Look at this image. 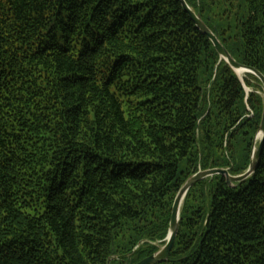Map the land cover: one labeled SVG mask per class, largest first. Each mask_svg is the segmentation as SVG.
Here are the masks:
<instances>
[{
    "label": "trees",
    "instance_id": "trees-1",
    "mask_svg": "<svg viewBox=\"0 0 264 264\" xmlns=\"http://www.w3.org/2000/svg\"><path fill=\"white\" fill-rule=\"evenodd\" d=\"M186 1L264 74V0ZM244 82L180 0H0V264L157 253L192 175L249 168L264 96ZM160 264H264V145L234 187L191 188Z\"/></svg>",
    "mask_w": 264,
    "mask_h": 264
},
{
    "label": "water",
    "instance_id": "water-1",
    "mask_svg": "<svg viewBox=\"0 0 264 264\" xmlns=\"http://www.w3.org/2000/svg\"><path fill=\"white\" fill-rule=\"evenodd\" d=\"M183 4V7L185 11L190 15L191 19L194 21L196 26L204 33L206 34L209 39L212 41V43L215 46V49L217 50L218 54L220 55L221 59H224L231 68L237 73V75L240 77L241 81H244L243 78L239 75V71H244L246 74H253L257 76L263 83L264 86V74L261 73L257 68L246 66L241 63H239L232 53L229 52V50L225 47V45L221 42L218 35L214 33L205 23V21L202 19V17L197 14L193 8L187 3L186 0H180ZM247 91L249 90L246 88ZM264 145V110L262 114V120L260 124V129L258 133L255 135L252 145V152H251V161L249 168L246 172L240 175H232L227 168H211L207 170H200L194 175H192L186 183L181 187L179 190L172 209V215L170 220V227H169V233L166 238V243L162 246V248L155 254L143 259L142 261L136 263V264H160L169 261V257L171 254V251L174 248L176 238L179 233L180 223H181V212L184 205V201L191 190V188L197 184L198 182L209 178L214 177L216 175H222L226 177L228 185L231 187H234L236 183L244 181L248 177L254 174L256 171L259 160L261 157L262 149ZM117 258V257H116ZM112 259L109 260V264H111Z\"/></svg>",
    "mask_w": 264,
    "mask_h": 264
},
{
    "label": "rangeland",
    "instance_id": "rangeland-1",
    "mask_svg": "<svg viewBox=\"0 0 264 264\" xmlns=\"http://www.w3.org/2000/svg\"><path fill=\"white\" fill-rule=\"evenodd\" d=\"M245 77H246V73H245V74L243 75V77H241V78H243V80H244ZM242 82H243L244 85H245V82H244V81H242ZM261 82H262V81H261ZM261 84H262V90H257V93L260 94V95H262V96H264V86H263V83H261ZM246 88H248L249 90L247 91ZM245 89H246V93H247V96H246V97H248V96H249V92L252 91V88L245 86ZM249 110H250V108H249ZM250 112H251V110H250Z\"/></svg>",
    "mask_w": 264,
    "mask_h": 264
},
{
    "label": "bare ground",
    "instance_id": "bare-ground-1",
    "mask_svg": "<svg viewBox=\"0 0 264 264\" xmlns=\"http://www.w3.org/2000/svg\"><path fill=\"white\" fill-rule=\"evenodd\" d=\"M245 74V72L244 71H239V75L241 76V77H243V75Z\"/></svg>",
    "mask_w": 264,
    "mask_h": 264
}]
</instances>
